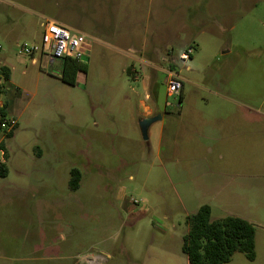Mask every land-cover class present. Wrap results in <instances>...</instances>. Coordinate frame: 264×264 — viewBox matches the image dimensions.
<instances>
[{"label": "rangeland", "instance_id": "obj_1", "mask_svg": "<svg viewBox=\"0 0 264 264\" xmlns=\"http://www.w3.org/2000/svg\"><path fill=\"white\" fill-rule=\"evenodd\" d=\"M226 5L228 19L216 15L221 28L159 38L153 3L146 51L95 45L75 85L17 57L14 84L1 95L19 124L12 137L0 128L8 153L0 147L8 166L0 176V264H189L187 216L204 204L212 219L236 215L256 228V259L236 252L224 264H264V0ZM187 7L182 0L184 18ZM5 14L22 12L0 4ZM0 46V58L14 50L1 32ZM168 69L183 80L179 108L167 95ZM166 101L169 113L144 139L142 102L163 111ZM73 168L82 174L77 190Z\"/></svg>", "mask_w": 264, "mask_h": 264}, {"label": "crops", "instance_id": "obj_2", "mask_svg": "<svg viewBox=\"0 0 264 264\" xmlns=\"http://www.w3.org/2000/svg\"><path fill=\"white\" fill-rule=\"evenodd\" d=\"M186 2L188 10H184L186 13L184 18L181 9L182 0H0L1 5L22 12L20 17L14 14H5L0 18V25H3V30L0 32L7 44L14 48L12 51L10 46L9 53L0 58V68L5 66L9 70V79L3 81L4 76L2 74L3 79L0 80V84H4V91L6 82L14 84L13 73L18 68V59L25 61L29 58L33 67L39 65L42 68V65L46 64L61 73L59 60H54L51 63L47 57L40 53L23 55L15 50V47L19 45L18 39L22 36L28 37L31 43L39 44L43 31L42 21L47 18L91 36L93 38L92 48L95 45H104L112 46L118 52L126 54H143L149 42L153 3L158 5L157 21L153 27L156 28L154 31L160 36L159 38L182 35L184 29H187L186 35L188 36L197 35L200 32L203 34L208 29L213 31V27L219 26L221 28L217 14L221 15L223 20L229 17L226 5L228 0H186ZM32 19L35 21V30L31 24ZM0 48L2 47L0 46ZM154 53L162 52L156 47ZM17 57L21 58L17 59ZM88 57L90 60L91 54ZM139 58L143 62L148 61L142 55ZM161 58L165 61L168 60V57L162 54ZM173 59L178 60L174 57ZM28 69L29 66L26 65L22 73L28 74ZM126 71L137 72V69L128 67ZM82 72L78 73L77 79ZM134 72L133 75L136 77L137 73L134 74ZM41 73L42 71H39L38 75ZM22 90L28 91L27 89ZM183 92L182 90L181 105L183 104ZM1 95L0 106H3L5 102L1 99ZM142 103L144 111L141 119L157 114H162V118H164L170 111L166 106L163 111H159L144 102ZM14 116L13 114L12 117ZM6 120L11 121L13 123L11 125L16 124L18 126L19 124L18 119L6 117Z\"/></svg>", "mask_w": 264, "mask_h": 264}, {"label": "trees", "instance_id": "obj_3", "mask_svg": "<svg viewBox=\"0 0 264 264\" xmlns=\"http://www.w3.org/2000/svg\"><path fill=\"white\" fill-rule=\"evenodd\" d=\"M62 69L60 79L67 84L75 85L77 75L85 71L86 63L75 58H64L61 61ZM4 81L9 79V70L5 66L0 68ZM4 91V84H0V95ZM182 101V97H180ZM8 103L0 106V122L6 120ZM0 128H2L0 126ZM17 126L14 124L5 132L12 137ZM0 147L5 151L4 143ZM8 175V166L5 162L0 164V176ZM82 179L81 171L77 168L71 170L70 188L77 190ZM188 231L183 236L182 249L188 256L189 264H224L231 261L236 252L243 253L247 259H256V228L249 220L236 215H227L212 219V208L208 204L202 205L195 213L187 216Z\"/></svg>", "mask_w": 264, "mask_h": 264}, {"label": "built area", "instance_id": "obj_4", "mask_svg": "<svg viewBox=\"0 0 264 264\" xmlns=\"http://www.w3.org/2000/svg\"><path fill=\"white\" fill-rule=\"evenodd\" d=\"M42 37L39 44L34 43H22L19 44V53L24 55H32L40 53L47 57L51 63L54 60H59L70 57L81 60L83 56H89L93 38L88 34L70 28L58 21L52 19H44L42 21ZM194 52V47L189 45L180 54V59L189 60ZM82 61V60H81ZM62 69V64H61ZM167 73V95L176 96L177 103L176 107H180V97L184 88L183 80L172 69H168ZM3 79L0 73V80ZM171 103L166 101V107L170 106ZM11 121L5 120L0 123L1 127H7L8 130L13 126Z\"/></svg>", "mask_w": 264, "mask_h": 264}, {"label": "water", "instance_id": "obj_5", "mask_svg": "<svg viewBox=\"0 0 264 264\" xmlns=\"http://www.w3.org/2000/svg\"><path fill=\"white\" fill-rule=\"evenodd\" d=\"M82 61H88L89 60V57L88 56H83ZM175 63L179 64L180 66L183 65V63L179 62V60H175ZM162 118V114H157V115H154V116H147V117H144L140 120L139 122V125H140V129H141V132H142V135L144 137V139H148V131H149V127L150 125L157 121V120H160Z\"/></svg>", "mask_w": 264, "mask_h": 264}]
</instances>
